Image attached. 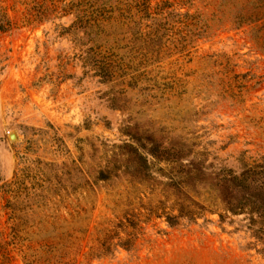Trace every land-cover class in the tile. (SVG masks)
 I'll return each instance as SVG.
<instances>
[{"label": "rangeland", "instance_id": "rangeland-1", "mask_svg": "<svg viewBox=\"0 0 264 264\" xmlns=\"http://www.w3.org/2000/svg\"><path fill=\"white\" fill-rule=\"evenodd\" d=\"M150 148L264 160V0H0V264H264Z\"/></svg>", "mask_w": 264, "mask_h": 264}, {"label": "trees", "instance_id": "trees-1", "mask_svg": "<svg viewBox=\"0 0 264 264\" xmlns=\"http://www.w3.org/2000/svg\"><path fill=\"white\" fill-rule=\"evenodd\" d=\"M157 150L150 148L148 151L154 160H165L177 166L170 168L169 174L172 177H169V183H165L166 188L178 194H187V190H212L226 213H247L251 224L264 225V160L247 165L240 172L231 168L208 171L199 162L185 163L182 157ZM139 162L146 168L153 163L142 155H139ZM173 174H178L176 183H173ZM220 217L223 218V215L220 214Z\"/></svg>", "mask_w": 264, "mask_h": 264}, {"label": "water", "instance_id": "water-1", "mask_svg": "<svg viewBox=\"0 0 264 264\" xmlns=\"http://www.w3.org/2000/svg\"><path fill=\"white\" fill-rule=\"evenodd\" d=\"M11 138H13V136H11Z\"/></svg>", "mask_w": 264, "mask_h": 264}]
</instances>
